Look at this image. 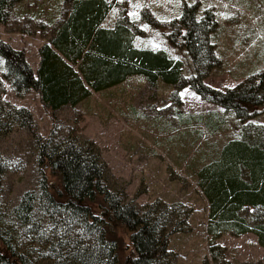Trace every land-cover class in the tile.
Returning <instances> with one entry per match:
<instances>
[{
  "label": "trees",
  "instance_id": "trees-1",
  "mask_svg": "<svg viewBox=\"0 0 264 264\" xmlns=\"http://www.w3.org/2000/svg\"><path fill=\"white\" fill-rule=\"evenodd\" d=\"M19 2L0 0V25L8 22L12 6ZM111 8L108 0H60L49 14L48 36L37 49L35 72L21 51L0 39L2 76L13 95L22 97L33 90L54 118L62 107L74 112L92 93L140 76L150 86L157 81L187 86L201 100L231 110L241 121L253 115L246 107L264 104V71L223 91L202 82L218 64L209 41L215 26L210 10L197 18L196 4L183 5L180 15L167 23L168 41L175 44L178 37L190 59L193 72L183 76L180 60L162 49L135 46L134 26L122 14L112 26H104ZM209 115L203 125L213 134L221 120L215 124L211 116L218 115ZM202 120L197 115L193 121ZM14 127L27 130L36 160L44 163L41 171L47 169L56 185L41 174L36 190L24 191L14 204L0 196V264L169 263L168 237L185 231L187 206L155 199L137 207L126 201L123 193L105 184L106 168L97 149L78 138L75 123L64 138H42L26 108L0 101V137ZM210 152L199 156L192 176L207 203L210 262L230 264L217 242L223 235L252 234L264 249V124H243L236 137ZM91 204L98 213L92 212ZM117 231L127 234L129 256L121 254Z\"/></svg>",
  "mask_w": 264,
  "mask_h": 264
},
{
  "label": "rangeland",
  "instance_id": "rangeland-1",
  "mask_svg": "<svg viewBox=\"0 0 264 264\" xmlns=\"http://www.w3.org/2000/svg\"><path fill=\"white\" fill-rule=\"evenodd\" d=\"M112 8L104 26H112L122 14L133 24L134 44L139 48L162 49L182 62V75L191 74L186 50L167 39V23L177 18L183 5L196 4V17L210 10L215 26L209 35L218 64L203 83L223 91L264 71V0H108ZM60 0H21L12 6L8 22L0 25V39L21 51L30 67L37 64V49L48 36L49 14ZM0 57V101L26 108L39 137L64 138L76 124L80 140L94 144L105 166V184L137 207L155 199L181 202L189 211L185 231L168 237L171 256L168 264H211L205 233L206 203L197 190L193 169L203 153L214 150L240 132L248 122L264 124V104L247 108L253 113L241 121L231 110L201 100L187 86L171 87L157 81L150 86L140 76L92 93L75 108L65 106L54 118L41 105L38 95L29 90L22 97L13 95L4 80ZM220 128L209 134L203 125L206 116ZM202 115V123L193 121ZM78 117V118H77ZM77 120V122H75ZM199 134V135H198ZM0 196L14 204L27 190H36L41 174L51 185L56 182L44 163L36 160L33 139L27 130L14 127L0 137ZM92 212L98 209L90 205ZM121 237L122 255L129 256L127 234ZM230 264H264V249L250 235H223L217 241Z\"/></svg>",
  "mask_w": 264,
  "mask_h": 264
},
{
  "label": "crops",
  "instance_id": "crops-1",
  "mask_svg": "<svg viewBox=\"0 0 264 264\" xmlns=\"http://www.w3.org/2000/svg\"><path fill=\"white\" fill-rule=\"evenodd\" d=\"M37 58H38V54H37ZM37 65H38V59H37V64L35 65V68H33V67H30L31 68V70L33 71V72H35V70H36V68H37ZM204 199V198H203ZM206 203V202H205ZM206 213H207V203H206ZM206 213H205V218H206ZM206 223V222H205ZM244 235H246V234H244ZM250 235H252V234H250ZM242 236V235H241ZM253 236V235H252ZM254 237V236H253ZM255 238V237H254Z\"/></svg>",
  "mask_w": 264,
  "mask_h": 264
}]
</instances>
